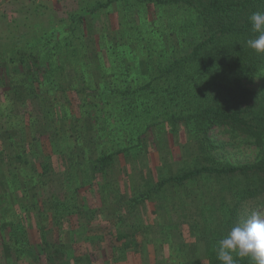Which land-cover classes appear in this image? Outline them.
Segmentation results:
<instances>
[{"label":"trees","instance_id":"1","mask_svg":"<svg viewBox=\"0 0 264 264\" xmlns=\"http://www.w3.org/2000/svg\"><path fill=\"white\" fill-rule=\"evenodd\" d=\"M115 1L98 0L85 11L92 14ZM118 1L121 11L127 14L131 11L133 17L142 13L149 16V11L157 5L179 4L192 10L194 18L179 25L180 32L185 36L171 31L163 40L169 44L164 43L157 50L144 53L146 57L139 56L142 52L139 53L137 47H126L128 45L115 37V33H107L109 40L105 47L110 53L101 51L98 54L96 50L100 59L98 66L90 62L87 46L79 39L80 35L76 48L69 42L64 43L68 47L66 51L61 49L60 43L58 46L50 44L54 38L47 35H42L46 40L38 39L34 41L36 44L22 48L17 42L0 46V116L4 117L0 125V184L8 185L11 191L17 189V170L26 167L31 170L29 177L35 180V185L49 171H55L51 160L54 154L61 160V166L66 162V166L73 167L79 165L82 159L83 169L93 177V185L98 172H107L118 154L143 143L144 133L154 125L168 121L170 129H173L181 121L184 122L185 133L188 130L195 138L201 136L199 151L194 157L196 165L157 179L147 196L160 192L166 185H182L205 174L217 178L243 177L245 186L242 191L239 192L235 185L232 191L231 188L229 190V213L235 215L238 202L264 193V52L258 53L246 43L249 38L258 35L251 30L249 17L256 11L264 12V0ZM126 6L132 9L126 10ZM88 19L89 27H94ZM81 20V15H71L70 34L75 33V23ZM187 29L191 30V35ZM119 32L122 36V31ZM175 35L186 41V45L173 49L171 45L181 44L177 39L172 42ZM80 56L82 61L79 64L83 69L78 75L67 74V77L70 76L69 84L73 78L88 75V69L94 72L95 67L101 81L95 87L86 84L81 88L71 83L70 88L78 96L82 91L84 96L80 94L76 108L66 107L59 103L57 96L50 98L47 95L63 90L61 79L65 64L70 62L69 58H74V63L78 62ZM164 57L165 63L157 61ZM151 63L155 64L153 67L156 70L149 71ZM134 69L137 75L129 77L131 71H136ZM117 72L121 78L111 82L113 73L117 76ZM257 77H261L259 90L244 85L243 81L254 82ZM191 90L193 92L188 96ZM112 94L116 95L113 102L110 99ZM88 97L93 100L86 101ZM159 104L163 105V118L158 119ZM145 115L149 119L144 118ZM111 118L115 122H110ZM212 126H229L232 130H239L258 147L259 158L252 163L237 165L200 163V156L203 158L207 145L214 147L208 136V129ZM107 128L111 142L108 152L99 149L95 140L97 133L105 136L103 131ZM66 140L71 152H66L63 147ZM73 157L77 159L75 165L70 160ZM55 198L54 201L40 199L26 206L18 204L13 210L9 203L1 208L0 264H128L125 253L132 251L137 253L132 261L139 260L138 264L147 261V254L143 255L136 249L139 242L137 235L120 230L121 225H125L124 215L114 211L113 217L103 216L106 207L98 210L100 216L96 224L110 226L108 232L87 236L90 241L97 242L94 248L74 251L65 238V232L85 230L87 225H92L96 210L80 201L75 204L57 202ZM260 203H264V198L260 199ZM33 215L37 220L31 222L29 219ZM66 226L69 231L62 232ZM214 242L218 243V240ZM217 248L218 244L214 243L206 251V257L212 260L210 264H221L217 259ZM232 256L236 264H255L251 256L240 258L236 253ZM197 258L186 264H200ZM151 259L155 261L152 256Z\"/></svg>","mask_w":264,"mask_h":264},{"label":"rangeland","instance_id":"2","mask_svg":"<svg viewBox=\"0 0 264 264\" xmlns=\"http://www.w3.org/2000/svg\"><path fill=\"white\" fill-rule=\"evenodd\" d=\"M97 1L0 0V46L17 42L19 48H22L26 45L36 44L38 39L46 40L42 35H47L54 38V40H50V44L58 46L60 43L61 49L66 51L68 47H65L64 43L69 42V45L75 46L79 42L77 39L80 35L79 39L87 46L90 62L98 66L100 59L97 57L96 50L98 54L101 51L109 52L105 47L109 40L107 33H115V37L117 36L124 44L128 45L126 47L131 49L137 47L136 50H139V53L142 52L139 56L146 57L144 53L157 50L164 43H168L167 40L164 42L163 40L167 39L165 36H169L171 31L183 36L184 34L178 28L179 25L188 23L194 18L192 10H188L186 7L184 9L179 4L157 5L154 6L153 11H149V16L148 13H142L133 17V12L130 11L127 14L121 11L122 7L118 0L107 8L99 9L92 14L85 11ZM125 9L132 8L126 6ZM74 14L81 15L82 20L75 23V28H73L75 33L70 34V17ZM88 18L94 27H89ZM120 23L123 24L122 27L118 26ZM131 28L140 30L134 31ZM119 31H122V36ZM187 31L190 35L192 34L190 29ZM146 34L147 36L144 37ZM176 39L181 44L171 45L173 49L186 45V41H181V37L177 35L172 42H175ZM90 52L95 55H91ZM156 52L153 53L155 56H157ZM181 53L184 52L181 51ZM66 54L64 53V55ZM168 54L166 53V55ZM78 58V62L75 63L73 62L74 58H69L70 62L65 64L66 68L63 70L61 79L63 90L58 89L52 91V95H47L51 96L50 98L57 96L59 103L71 108H76V104L79 102L78 98L84 96L81 90L78 96L70 88L71 83L81 88L86 84L95 87L98 85L97 82L101 81L95 67L94 72L88 69V75H85L84 78L81 75L79 78H73L69 84L70 76L67 77V74L78 75L83 69L79 64L82 61L81 56ZM157 61L163 64L166 62V58H159ZM153 65L155 67V64L151 63L152 69H148L149 71L156 70ZM136 75L137 70L131 71L129 77ZM117 77L121 78V74L118 76L117 72V76H114L113 73L111 82H114ZM243 82L247 88L259 90L261 77L255 78L254 82ZM192 92L193 90L187 95L190 96ZM115 97V94L111 95L112 102ZM91 99L93 100L88 97L86 101H91ZM161 105H158L160 110L158 119L163 118V105ZM171 106L173 104L168 108ZM255 109L257 110V107ZM144 118L149 119V116L145 115ZM3 119L4 117L0 116V125ZM110 120V122H115L114 118ZM160 124L154 125L144 133L143 143L139 146L130 147L126 153L118 154L107 172H98L93 185V177L87 175V171L83 169L85 165L82 159L79 165H75L74 161L77 160L75 157L70 159L75 166H66V162L61 166V160L53 154L51 160L55 173L52 172V169L35 185L33 184L35 180H30L29 175L31 176L32 172L29 168L17 170L16 188L21 193L17 189L11 191L6 184H0V210L8 203L13 206V210L14 206H18V204L26 206L32 202H39L40 199L54 201L55 197H57V199L55 198L57 202L64 201L75 204L80 201L85 206H90L96 210L93 214L92 225H87L86 231L65 232L66 240L72 244L74 251L79 252L96 246L97 242L90 241L87 236H99L108 232L110 226L103 227L102 223L96 224L100 216L98 210L106 207L104 214L102 213L103 216L111 217L114 215V211L124 215L125 225H121L120 230L137 235L139 242L136 249L143 255L147 254V261L143 264H186L187 261L195 257L199 258L197 260L200 264H210L212 260L210 261L206 257V251L208 248H212L214 243L218 244L214 242L215 240L222 239L232 226L241 223L253 211L264 213V203H260V199L264 198V193L256 198H244L238 202L237 211L233 216L229 213L231 205L228 202L229 190L231 188L232 191L235 185L237 190L240 189L239 192L242 191L245 186L243 177L217 178L205 174L185 181L182 185H166L160 192L152 193L148 197L147 194L157 179L179 173L196 165L194 157L199 151L198 144L201 136L195 138L193 133L189 134L188 130L185 133L184 122L178 121L173 129H170L171 125L168 121H163ZM67 127L69 131L68 124ZM103 132H106V135L101 136L100 133H97L95 140L99 144L97 145L99 149L108 152L111 147L107 135L108 128ZM208 136L214 147L207 145L203 152V158L200 156V163L237 165L252 163L259 158L258 147L249 142L251 139L244 137L239 130H232L229 126H212L208 129ZM45 144H43L44 147L42 145L44 149ZM66 144H69L67 140L63 145L65 151L71 152V147H69V151ZM142 178L148 179V181L143 184ZM36 220L35 215L29 219L31 222ZM93 227L94 229L89 231ZM68 229L69 227L66 226L61 231H69ZM113 232L115 233V231ZM135 254L137 253L133 251L129 254L125 253L128 264H138L139 260H133L134 262L131 260ZM151 256L156 262L151 259Z\"/></svg>","mask_w":264,"mask_h":264},{"label":"clouds","instance_id":"3","mask_svg":"<svg viewBox=\"0 0 264 264\" xmlns=\"http://www.w3.org/2000/svg\"><path fill=\"white\" fill-rule=\"evenodd\" d=\"M249 22L251 30L258 35L249 38L247 46L258 53L264 52V12H253ZM232 253L240 258L251 256L255 264H264V213L253 211L218 241L217 259L221 264H236Z\"/></svg>","mask_w":264,"mask_h":264},{"label":"crops","instance_id":"4","mask_svg":"<svg viewBox=\"0 0 264 264\" xmlns=\"http://www.w3.org/2000/svg\"><path fill=\"white\" fill-rule=\"evenodd\" d=\"M169 157H170V156H169ZM143 172H144V171H143ZM144 173H145V172H144ZM126 174H127V173H126ZM137 174H139V173H137ZM127 175H128V174H127ZM142 180L144 181L143 184H144L146 181H148V179L145 180L144 178H142Z\"/></svg>","mask_w":264,"mask_h":264}]
</instances>
